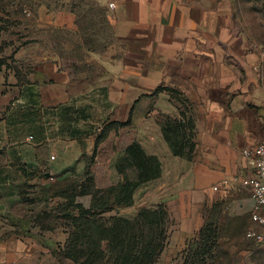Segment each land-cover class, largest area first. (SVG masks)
<instances>
[{"label": "crops", "instance_id": "0c3cea01", "mask_svg": "<svg viewBox=\"0 0 264 264\" xmlns=\"http://www.w3.org/2000/svg\"><path fill=\"white\" fill-rule=\"evenodd\" d=\"M102 2L120 53L95 84L78 86L48 52L21 54L30 60L28 69L0 73V201L12 202L16 189L41 172L80 167L81 156L94 150L92 126L99 120L123 123L132 116L141 132L140 100L170 88L187 100L184 113L194 119V157L174 156L160 129L149 136L150 154L164 152L165 164L147 191L135 192L134 206L167 207L171 230L157 264H171L203 227L208 206L228 200L239 215L252 213L251 190L234 179L252 176L244 151L264 138L259 19L236 0ZM36 237L0 242V264H30L41 250Z\"/></svg>", "mask_w": 264, "mask_h": 264}, {"label": "rangeland", "instance_id": "374dc122", "mask_svg": "<svg viewBox=\"0 0 264 264\" xmlns=\"http://www.w3.org/2000/svg\"><path fill=\"white\" fill-rule=\"evenodd\" d=\"M236 3L243 7L248 16L259 19L254 31L262 36L264 43V24L260 22L262 19L264 21L263 1L236 0ZM41 52L54 55L78 82V86L84 82L95 84L104 72L106 63L117 58L120 53L113 25L102 0H0V73L5 68L22 73L29 68L30 60L21 54ZM140 102L143 104L141 132L134 124L117 131L115 126L110 125L111 118L104 123L99 120V124L92 126L95 131L93 135L97 134L93 139L94 150L81 156L80 167L75 165L70 171L62 173L47 172L49 176L41 172V176L31 180L32 184L16 189L17 198H13L12 202L0 201V242L17 236L28 239L37 236L41 250L31 255L30 264H58L53 253L63 247L68 238L66 227L58 218V207L66 201L57 194L60 190L68 189L70 195H76V189L102 193L118 185L122 179L117 171L118 162L124 156L125 145L134 141L147 155L156 156L163 166L166 158L164 152L150 154L154 148L150 144L146 145V139L155 137L160 129L166 142L162 125L167 118L183 120L185 107L181 105L182 97L170 88H161ZM119 140L123 146L117 144ZM40 184L41 193H38ZM71 184H74L73 190L68 187ZM148 184L139 188L141 194L149 189ZM1 195L0 191V199ZM90 201V194L83 193L77 197V203L85 208L89 204L91 206ZM217 203L221 205L218 211L221 209L222 213L218 228L217 224H212L211 229L212 232L216 230L217 234L212 235L218 238L216 264H264V247L247 238L248 231L254 228L251 215H239L228 200ZM146 205L153 206L149 203ZM213 206L206 208L203 226L207 222L211 223ZM137 209L135 206L124 208L121 214L133 217ZM200 241L198 233L189 238L183 250L173 257L171 264H183L189 250L197 249Z\"/></svg>", "mask_w": 264, "mask_h": 264}, {"label": "trees", "instance_id": "16d2710c", "mask_svg": "<svg viewBox=\"0 0 264 264\" xmlns=\"http://www.w3.org/2000/svg\"><path fill=\"white\" fill-rule=\"evenodd\" d=\"M182 102L186 110L187 100L182 97ZM183 116V120L167 118L162 130L172 154L191 161L196 148L195 123L192 116L185 113ZM110 125L117 131L128 127L132 125V116L126 122H112ZM122 136L121 133V139ZM117 144L123 146L120 140ZM117 171L122 176L121 182L102 193L76 189V195H70L65 188L57 193L66 200L58 207V218L68 234L64 246L53 253L58 264H157L169 238L171 218L167 207L163 204L144 205L136 210L133 217L123 216L121 210L135 205V192L142 185L162 176L161 162L156 156L147 155L134 141L125 145ZM68 187L73 190L74 184ZM83 193L92 196L89 208L77 203V197ZM220 206L219 203L214 204L211 223L207 222L201 228L199 246L189 250L183 264H216L218 261V238L213 237L216 230L212 232L211 229L212 224H217L218 228L222 213L221 209L218 211Z\"/></svg>", "mask_w": 264, "mask_h": 264}, {"label": "built area", "instance_id": "2783aa9c", "mask_svg": "<svg viewBox=\"0 0 264 264\" xmlns=\"http://www.w3.org/2000/svg\"><path fill=\"white\" fill-rule=\"evenodd\" d=\"M244 156L249 159L252 176L247 179L235 178L234 181L251 190V220L254 228L248 231L247 238L264 247V138L256 147L246 149Z\"/></svg>", "mask_w": 264, "mask_h": 264}, {"label": "water", "instance_id": "95a60500", "mask_svg": "<svg viewBox=\"0 0 264 264\" xmlns=\"http://www.w3.org/2000/svg\"><path fill=\"white\" fill-rule=\"evenodd\" d=\"M48 175V174H47ZM49 176V175H48Z\"/></svg>", "mask_w": 264, "mask_h": 264}]
</instances>
